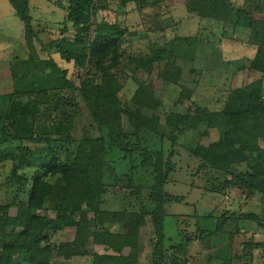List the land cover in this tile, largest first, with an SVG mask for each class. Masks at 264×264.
Masks as SVG:
<instances>
[{"label":"trees","instance_id":"obj_1","mask_svg":"<svg viewBox=\"0 0 264 264\" xmlns=\"http://www.w3.org/2000/svg\"><path fill=\"white\" fill-rule=\"evenodd\" d=\"M7 1L11 13L22 21L24 38L31 49L30 56L20 60V73L35 74L37 78L27 81L29 91H22L34 97L30 115L26 116L28 122L19 123H24L25 130L16 126L9 133L11 129L5 125L0 129V164L11 165L4 180L10 201L0 203V264H51L56 256L85 254L89 235L92 241L114 252L104 257L106 264H135L139 227L146 215L154 230L153 264H163L166 245L170 243L164 231V203L168 199L163 186L172 168L168 162L165 170L161 169L158 116L131 102L123 104L121 78L155 71L165 84L177 85L180 68L173 66L170 49L152 44L147 53L129 50L124 43L135 39L137 33H129L116 21H96L102 0H66L56 2L63 13V25L58 28L59 34L42 46L48 54L41 57L32 42L36 34L31 28L30 0ZM104 1H114L120 9L127 3L142 7L150 0ZM248 1L250 8L264 10V0ZM186 6L189 11L222 24L248 27L249 42L255 45V51L247 64L252 72L262 74L232 90L221 109L212 111L197 106L193 112L170 111L165 114L166 124L178 131L196 130L205 122L208 127H216L215 139L197 144L192 150L201 162L200 169L204 165L230 175L219 184L221 189L236 187L247 196L255 191L264 193V147L259 143L264 142V17L255 19L252 12L236 6L234 0H187ZM53 53L70 63L71 69L59 67ZM126 64L128 70L121 77L119 72ZM67 75L79 79L74 83ZM103 79L109 80V86L103 84ZM180 89L176 103H181L183 97L191 98L190 90ZM6 97L9 101L11 96ZM80 100L98 130L94 136L85 133L76 137L72 133L77 115L73 109ZM37 119L38 131L34 129ZM123 119L129 126L126 133L121 130ZM118 161L122 162L119 172ZM233 165H242L244 171L231 172ZM116 173H121L120 181L127 176L130 184L135 183L132 192L147 189L146 204L138 211L103 208L111 185L105 182V176L115 177ZM12 206L16 208L13 214L9 212ZM90 210L92 218L88 215ZM228 212L221 214L220 221L211 212L195 213L200 221L196 238L207 239L223 231L224 224L234 218ZM236 217L232 224L236 232L241 227L239 218L254 220L264 227V220H258L252 212ZM113 223L121 225L122 230H109ZM66 227L74 228L71 240L57 244L50 241L49 233ZM243 246L241 251L245 252L236 256L238 260L246 258L245 264H264L261 244L248 241ZM125 247L129 251L124 255ZM259 248L261 254L255 257L252 251Z\"/></svg>","mask_w":264,"mask_h":264},{"label":"rangeland","instance_id":"obj_2","mask_svg":"<svg viewBox=\"0 0 264 264\" xmlns=\"http://www.w3.org/2000/svg\"><path fill=\"white\" fill-rule=\"evenodd\" d=\"M54 1L30 0L31 28L36 34L32 42L41 57L48 54L42 46L57 36L58 28L63 25L60 21L63 13L56 2L65 3L66 0ZM186 2L187 0H150L142 7L127 3L119 9L114 1L106 3L102 0L95 19L97 22L116 21L123 24L129 33H137L135 39L129 38L124 43L126 48L136 53H147L152 44L170 49L173 66L180 68L178 84L173 86L165 84L155 71L148 74L141 71L130 75V78H124L122 76L128 70L126 64L119 72L123 78V104L131 102L158 116L156 131L161 134L163 150L161 169L165 170L168 162L172 168L163 186L168 199L164 203V231L170 241L166 245L163 264H226L228 258V264H245L246 258L238 260L236 256L245 252L241 248L248 241L261 244L262 251L264 250V227L254 220L239 218L241 227L236 232L232 224L235 223L237 214L240 216L248 212L254 213L258 220H264V193L255 191L247 196L236 187L221 189L219 184L230 175L208 169L204 165L202 166L205 168L200 169L201 162L192 153L197 144H207L215 139L218 135L217 128L208 127L205 122L196 130L178 131L177 127L172 128L166 124L165 114L170 111L193 112L197 106L217 111L222 108L232 90L258 78L262 73L252 72L247 64L255 51V45L249 42L248 27L222 24L200 16L195 11H189ZM105 3L107 7L104 6ZM234 4L252 12L255 19L264 17V10L250 8L248 0H234ZM11 12L9 2L0 0V129L5 125L7 129H11L9 133L16 126L25 130L24 123L28 122L26 116L30 115L34 97L22 91H29L27 81L37 78L35 74L20 73V60L28 58L31 49L24 38L22 21ZM182 38L189 41H182ZM51 55L59 67L71 69L70 63L60 60L54 53ZM82 73L81 69L80 75ZM67 76L74 83L79 79ZM103 84L109 86L110 82L103 79ZM181 87L191 91V98L183 97L181 103H176ZM6 95L11 96L9 101ZM73 110L77 114L72 132L76 137L84 136L85 133L92 136L98 134L83 100L77 102ZM21 122L24 123L19 125ZM121 122V130L128 132V123L125 119ZM34 129L39 130L38 119L34 122ZM144 136L150 137L146 133ZM259 143L264 147L262 140ZM118 162L117 171L122 166V162ZM10 167L7 162L0 164V203L10 201L11 194L4 183ZM232 171L243 172L244 168L242 165H233ZM120 176L121 173H116L115 177L105 176V182L111 185L104 196L103 208L138 211L142 204H146L147 189L132 192L135 183L130 184L127 176L120 181ZM117 179L118 183H114ZM227 210L231 211L228 212L229 217L234 218L224 224L223 231L207 239L196 238L200 221L196 219L195 213L211 212L220 221L221 214L226 215ZM15 211L14 206L9 207L10 213ZM88 215L92 218L91 210ZM144 220V224L139 227V248L135 264H153L154 261L153 225L149 215ZM108 227L113 231L122 230V226L115 223ZM73 234L74 228L66 227L49 233V237L50 241L57 244L61 240H71ZM85 248V254L71 255L68 258L56 256L51 264H106L104 257L114 253L103 244L92 241V235H89ZM128 251L129 247H125L123 254ZM252 252L258 257L261 249H253ZM112 262L117 264L121 261Z\"/></svg>","mask_w":264,"mask_h":264}]
</instances>
